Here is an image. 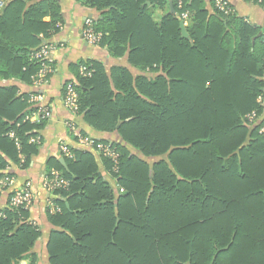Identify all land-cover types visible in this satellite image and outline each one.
Segmentation results:
<instances>
[{"label": "trees", "instance_id": "16d2710c", "mask_svg": "<svg viewBox=\"0 0 264 264\" xmlns=\"http://www.w3.org/2000/svg\"><path fill=\"white\" fill-rule=\"evenodd\" d=\"M80 1L102 12L98 46L118 62L82 61L89 77L76 66L79 113L93 131L118 138L79 130L117 147L119 172L104 160L123 191L102 176L92 151L51 161L70 187L54 194L61 211L48 212L57 228L50 264H264V32L214 0L183 8L172 0L174 12L171 0ZM61 12L58 0L8 3L0 78L32 84L39 66L31 54L40 34L59 32ZM29 99L16 85L0 86V181L9 163L27 167L40 150L30 138L48 119L25 120ZM253 111L258 119L248 123ZM29 219L27 210L0 208V264H20L42 235Z\"/></svg>", "mask_w": 264, "mask_h": 264}, {"label": "crops", "instance_id": "0c3cea01", "mask_svg": "<svg viewBox=\"0 0 264 264\" xmlns=\"http://www.w3.org/2000/svg\"><path fill=\"white\" fill-rule=\"evenodd\" d=\"M0 1L3 2V6L0 9V13H2L8 3L12 0ZM228 1L238 16L252 23L259 28L261 32H264V5L251 0ZM58 2L61 5V13L63 16V22L62 24L60 23L61 27L59 32L49 37H45L44 34L39 35L42 42L52 41L59 45L58 49L53 54L56 69L50 76L45 89L43 91H37L32 84L22 82L17 78H0V86L16 85L21 93H38L41 96L38 104L46 106L49 110L48 123L40 132V150L38 154L32 156L29 166L22 168L18 164L9 163L7 167L2 170V172L13 176L16 184H20L28 178L38 180L41 176L47 173L48 170L52 169L53 166L51 161L54 159H59L64 164V160L59 150V141L61 139H65L71 142L72 146H76V141L68 127V122L72 120V115L64 105L65 88L68 82L75 80L74 77L77 71L76 66L78 64L80 65L82 61L100 60L105 63L109 69L112 64L118 62L109 56L106 47L92 46L82 37L85 20L87 18H101L102 12L86 6L80 0H58ZM205 2L209 5L210 0H205ZM161 16L162 14H160V17ZM50 20V16L45 17V21ZM28 108L30 110L33 109L31 104ZM30 110L29 112L26 111V116L32 117L34 110ZM33 119H35L34 123L38 122L37 118ZM76 125L78 129L94 135L98 139L116 140L118 138L116 133L110 134L93 131L92 128L89 127V124L84 120L83 115H79L76 119ZM95 154L102 176L111 184L116 194H118L119 191H123V189L118 188L116 178L112 175L111 171L107 169L104 158L101 156L99 157V154L97 153ZM0 189H2L1 184ZM8 195V192L2 191L0 208L6 206L9 199ZM49 199H52V201L55 202L53 195L42 194L37 198L34 207L30 211V220L40 227L42 235L36 241L34 247L29 252V255L21 260L20 264H31V255H34L36 258L35 264H50L48 243L51 232L57 228L49 220V213L46 208Z\"/></svg>", "mask_w": 264, "mask_h": 264}, {"label": "built area", "instance_id": "2783aa9c", "mask_svg": "<svg viewBox=\"0 0 264 264\" xmlns=\"http://www.w3.org/2000/svg\"><path fill=\"white\" fill-rule=\"evenodd\" d=\"M190 0H179V8H183L185 3ZM216 7L224 12L231 13L234 12L231 4L228 0H214ZM3 6V2L0 1V9ZM181 19L183 20V25L188 24L189 22V14L188 12H184L181 15ZM58 26L61 27V24L58 23ZM83 39L92 46L100 45L103 39V33L96 30L95 21L93 18H87L84 23V27L82 30ZM58 43L52 41H44L41 45L32 52L31 61L36 63L39 68L36 74L32 76V85L37 91H43L47 86L50 76L55 72V64L53 54L58 49ZM79 72L81 75L85 77H89L92 74V70L89 69V66L86 64L79 65ZM77 86H79L76 80H71L67 83L65 88V96H64V105L67 110L72 115V120L68 122V127L70 129L73 138L76 141V146H72V143L61 139L59 141V150L62 157L73 158L74 151L73 149L79 148L82 150L92 151L102 157L110 160L112 164V172L118 173L120 168V152L117 147L112 143H106L98 141L95 137L85 135L81 131H79L76 125V119L79 117V92L77 90ZM30 99L29 102L33 108H36L33 111L32 117L26 116L25 120H30L34 122L37 118L38 122L42 120H46L49 117V110L44 105H39V99L41 96L36 94H29ZM259 101H262V97H259ZM248 123H254L258 119V114L256 111L249 113L247 116ZM260 132L264 133V123L260 128ZM7 136L14 140L17 148L21 149V140L15 130H11L8 132ZM30 142L32 143H40L41 136H33L30 138ZM22 162L24 161V156L21 154ZM2 190L8 192L10 194L9 201L6 204V208L9 209H24L27 211H31L35 205V202L39 196L42 194H56L55 192L61 189H69L70 181L65 179L61 172L52 169L51 171L45 173L38 180L33 178H28L24 180L20 184H16L15 178L8 173L3 177L0 182ZM47 210L50 214H54L56 212L61 211V207L52 201V199L48 200ZM30 223L35 224L30 219L28 220Z\"/></svg>", "mask_w": 264, "mask_h": 264}, {"label": "water", "instance_id": "95a60500", "mask_svg": "<svg viewBox=\"0 0 264 264\" xmlns=\"http://www.w3.org/2000/svg\"><path fill=\"white\" fill-rule=\"evenodd\" d=\"M170 6H171V11L174 12V7H173V3H172V0L170 1ZM182 28L184 29V25L182 23Z\"/></svg>", "mask_w": 264, "mask_h": 264}, {"label": "rangeland", "instance_id": "374dc122", "mask_svg": "<svg viewBox=\"0 0 264 264\" xmlns=\"http://www.w3.org/2000/svg\"><path fill=\"white\" fill-rule=\"evenodd\" d=\"M100 156L102 157V155H99V157H100ZM102 158H104V157H102Z\"/></svg>", "mask_w": 264, "mask_h": 264}]
</instances>
